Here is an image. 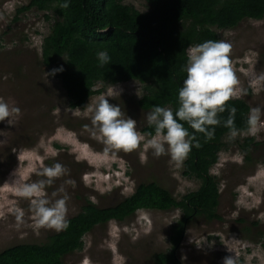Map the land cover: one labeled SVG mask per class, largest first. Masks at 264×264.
<instances>
[{"label": "rangeland", "instance_id": "1", "mask_svg": "<svg viewBox=\"0 0 264 264\" xmlns=\"http://www.w3.org/2000/svg\"><path fill=\"white\" fill-rule=\"evenodd\" d=\"M28 2L0 0V97L14 102L22 113L11 125L0 123V251L18 244H41L56 231L35 225L30 200L20 197L16 189L46 179L37 173L57 162L69 174L56 178L46 193L52 198L53 192L64 188L69 197L66 218L79 213L85 200L100 208L111 207L140 183L154 182L177 200L196 191L200 182L182 175L183 163L177 167L169 156L157 158L142 145L131 153L119 152L115 159L103 156L105 145L84 130L85 125L91 126L92 116L86 106L106 95L110 104L120 105L137 121L140 131L148 112L134 105L144 89L133 81L98 83L94 89L100 94L90 97L81 109H68L59 78L46 77L49 70L40 63V46L53 13L18 14ZM122 3L139 12L148 9L145 0ZM217 34L219 40L233 45L231 58L240 87L247 89L248 94L237 99L246 102L249 111L264 108V83H250L253 74L264 73V20H246L236 29ZM114 86L122 89L120 96L107 95ZM245 138L263 140L264 126L254 135L223 138L226 148L210 170L219 183L221 219H195L187 226L176 252L182 264H222L225 257L234 255L239 264H264V164L245 163L237 147ZM16 209L24 212L22 222L17 221ZM179 217L177 210L138 211L123 222L96 226L84 236L82 250L65 257L63 264H156L153 256L169 251L170 228Z\"/></svg>", "mask_w": 264, "mask_h": 264}, {"label": "trees", "instance_id": "2", "mask_svg": "<svg viewBox=\"0 0 264 264\" xmlns=\"http://www.w3.org/2000/svg\"><path fill=\"white\" fill-rule=\"evenodd\" d=\"M148 9L139 12L122 0H29L17 13L51 11L53 22L40 46V63L51 69L63 66L57 74L70 110L81 109L100 94L96 84L116 85L137 82L144 94L135 108L150 112L154 105L178 108V92L186 79L187 49L207 40H219L217 32L236 29L246 20H264V0H145ZM67 3L68 7H63ZM48 19V18H47ZM107 50L110 63L100 67L96 52ZM65 60H64V59ZM235 126L246 133L249 107L232 99ZM229 112L219 114L227 120ZM185 127H188L185 124ZM189 128V132H193ZM147 137L154 129L140 128ZM200 147L193 148L182 164V175L200 182L196 191L179 200L160 185L140 183L134 192L111 207L100 208L85 200L79 213L67 218V230L53 232L41 244H18L0 251V264H63L65 257L83 248V238L94 227L123 222L138 211L177 210L179 219L169 233L170 249L153 256L156 264H182L177 257L187 226L195 219L220 221L217 209L219 183L210 170L218 154L226 148L229 135L223 126L215 128L214 138L196 134ZM246 164H264V139L245 138L237 143ZM257 158V159H255ZM257 161V162H256Z\"/></svg>", "mask_w": 264, "mask_h": 264}, {"label": "clouds", "instance_id": "3", "mask_svg": "<svg viewBox=\"0 0 264 264\" xmlns=\"http://www.w3.org/2000/svg\"><path fill=\"white\" fill-rule=\"evenodd\" d=\"M63 7H68L65 3ZM233 45L226 40H207L187 49V63L184 71L186 79L178 92V108L154 105L147 113V125L154 129V134L146 135L137 128V121L128 117L120 105L110 104L106 95L96 98L94 105H87L91 116V126L85 125L84 130L105 145L103 156L115 159L119 152L131 153L143 147L151 150L152 155L159 158L169 156L170 161L179 167L189 156L192 149L199 148L196 134H202L206 139H213L215 128L223 123L229 129V139L234 140L240 135H254L264 126V108L253 107L249 111L246 133L235 126V107L227 108V102L247 95V89L240 87V80L231 58ZM64 59V58H63ZM100 67L110 63L107 50L96 52ZM65 60V59H64ZM64 67L51 69L46 77H55L63 73ZM251 84L264 83V73L253 74ZM122 89L116 86L107 94L121 95ZM229 112L228 118L222 121L219 114ZM21 109L14 102L0 97V123L7 121L9 125L14 118L21 116ZM185 124L188 127H185ZM189 128L194 130L189 132ZM46 177L37 182L22 184L17 187L20 197L30 200V211L37 227L54 229L57 232L67 230V202L69 200L63 187L51 194L49 198L46 188L56 178L69 174V170L57 162L44 167L37 173ZM18 183V182H17ZM67 184L75 185V181L67 180ZM63 193V195H60ZM59 197V198H57ZM17 221L22 222L24 212L16 209ZM222 264H239L237 257L228 256Z\"/></svg>", "mask_w": 264, "mask_h": 264}]
</instances>
